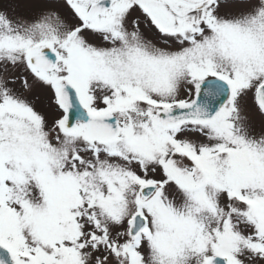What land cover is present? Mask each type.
Returning a JSON list of instances; mask_svg holds the SVG:
<instances>
[{"label": "snow or ice", "instance_id": "snow-or-ice-1", "mask_svg": "<svg viewBox=\"0 0 264 264\" xmlns=\"http://www.w3.org/2000/svg\"><path fill=\"white\" fill-rule=\"evenodd\" d=\"M0 264H264V0H0Z\"/></svg>", "mask_w": 264, "mask_h": 264}]
</instances>
